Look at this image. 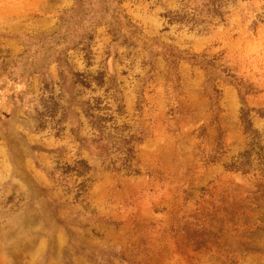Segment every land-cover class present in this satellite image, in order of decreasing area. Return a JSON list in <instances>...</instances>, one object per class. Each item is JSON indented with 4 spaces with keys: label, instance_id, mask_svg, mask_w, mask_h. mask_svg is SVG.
I'll return each mask as SVG.
<instances>
[{
    "label": "rangeland",
    "instance_id": "obj_1",
    "mask_svg": "<svg viewBox=\"0 0 264 264\" xmlns=\"http://www.w3.org/2000/svg\"><path fill=\"white\" fill-rule=\"evenodd\" d=\"M258 112L264 0H0V264H264ZM86 113L137 175L90 157Z\"/></svg>",
    "mask_w": 264,
    "mask_h": 264
},
{
    "label": "trees",
    "instance_id": "obj_2",
    "mask_svg": "<svg viewBox=\"0 0 264 264\" xmlns=\"http://www.w3.org/2000/svg\"><path fill=\"white\" fill-rule=\"evenodd\" d=\"M219 4H214L212 3L209 5L208 8L207 6V12L212 13L213 15L216 14H221V7H219ZM191 59L195 62L198 60V56L193 55ZM171 65H174V62L170 61L169 62ZM76 77H82V75H74ZM83 85L84 87H89L88 82L86 81H80L77 82ZM239 98L240 102L244 105V95L243 93L239 90ZM212 99H216L218 96V92L216 90H213L212 92ZM215 105V104H214ZM93 109V108H92ZM249 114L250 110H241V117L240 121L244 127V130L248 133H252V124L249 119ZM258 115L261 118H264V112H258ZM86 117L90 120L91 126L98 132V136L96 139L91 140V145L89 146H82L89 154L91 158H100L104 159V161H107V168L109 170H116V169H123L127 173H133L138 174L137 170H134L133 168V160H134V146H132L133 141H137L138 138L136 135H129L126 137L120 136L118 138H112L108 139L110 137V134L105 133V122H107L106 119H103L101 117H96L93 115H87ZM114 130H117V127H112ZM129 131V130H128ZM253 134V133H252ZM254 135V134H253ZM75 138L78 139V134H74ZM252 141L251 148L256 147V144L253 143ZM258 149L259 146L257 145ZM116 154L118 156L117 160H114L111 158V155ZM251 151H245L242 154H240L235 160L231 162V164L227 165L226 168L230 171L234 172H241L243 174L248 173L251 169ZM258 161L261 166L264 167V154L262 152H258L257 154ZM116 161L119 162V166L116 167ZM65 173L67 172H72L74 173L77 177H82L88 172H90L89 165L87 164L86 161L84 160H79L74 163L72 167H66L64 169Z\"/></svg>",
    "mask_w": 264,
    "mask_h": 264
}]
</instances>
